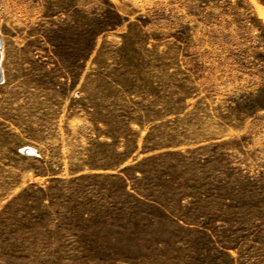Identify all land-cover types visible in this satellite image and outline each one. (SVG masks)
I'll return each mask as SVG.
<instances>
[{
    "label": "rangeland",
    "instance_id": "1",
    "mask_svg": "<svg viewBox=\"0 0 264 264\" xmlns=\"http://www.w3.org/2000/svg\"><path fill=\"white\" fill-rule=\"evenodd\" d=\"M0 39V264H264V0H0Z\"/></svg>",
    "mask_w": 264,
    "mask_h": 264
},
{
    "label": "bare ground",
    "instance_id": "2",
    "mask_svg": "<svg viewBox=\"0 0 264 264\" xmlns=\"http://www.w3.org/2000/svg\"><path fill=\"white\" fill-rule=\"evenodd\" d=\"M260 12H261V11H260ZM261 15H262V14H261ZM1 43H2V42H1V40H0V44H1ZM1 45H2V44H1ZM1 45H0V46H1Z\"/></svg>",
    "mask_w": 264,
    "mask_h": 264
},
{
    "label": "water",
    "instance_id": "3",
    "mask_svg": "<svg viewBox=\"0 0 264 264\" xmlns=\"http://www.w3.org/2000/svg\"><path fill=\"white\" fill-rule=\"evenodd\" d=\"M1 40V39H0ZM0 81H1V73H0Z\"/></svg>",
    "mask_w": 264,
    "mask_h": 264
}]
</instances>
